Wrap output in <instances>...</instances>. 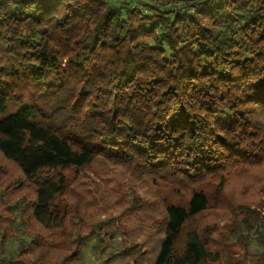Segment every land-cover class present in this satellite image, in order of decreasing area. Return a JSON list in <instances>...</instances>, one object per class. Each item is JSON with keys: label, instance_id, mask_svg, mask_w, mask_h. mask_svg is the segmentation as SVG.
<instances>
[{"label": "trees", "instance_id": "16d2710c", "mask_svg": "<svg viewBox=\"0 0 264 264\" xmlns=\"http://www.w3.org/2000/svg\"><path fill=\"white\" fill-rule=\"evenodd\" d=\"M263 207L264 0H0V264H264Z\"/></svg>", "mask_w": 264, "mask_h": 264}, {"label": "rangeland", "instance_id": "374dc122", "mask_svg": "<svg viewBox=\"0 0 264 264\" xmlns=\"http://www.w3.org/2000/svg\"><path fill=\"white\" fill-rule=\"evenodd\" d=\"M264 208V207H263ZM264 212V209L263 211ZM22 237L21 233H17L16 238L12 239L8 245L9 250L15 249L17 242ZM107 239H101L99 241H96L88 246L85 247L84 255H82V262L86 264H93L94 262L98 261L100 257V249L105 245ZM98 244L97 247L94 248V245ZM257 249V246L255 244L250 245V249Z\"/></svg>", "mask_w": 264, "mask_h": 264}, {"label": "water", "instance_id": "95a60500", "mask_svg": "<svg viewBox=\"0 0 264 264\" xmlns=\"http://www.w3.org/2000/svg\"><path fill=\"white\" fill-rule=\"evenodd\" d=\"M170 1H178V2H184V3H190L194 0H170Z\"/></svg>", "mask_w": 264, "mask_h": 264}]
</instances>
